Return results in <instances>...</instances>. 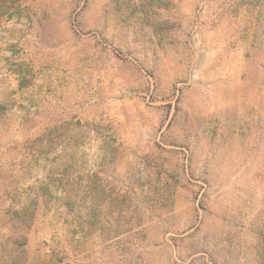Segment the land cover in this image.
Instances as JSON below:
<instances>
[{
    "label": "rangeland",
    "instance_id": "374dc122",
    "mask_svg": "<svg viewBox=\"0 0 264 264\" xmlns=\"http://www.w3.org/2000/svg\"><path fill=\"white\" fill-rule=\"evenodd\" d=\"M68 121L117 140L72 212L32 150ZM0 264H264V0H0Z\"/></svg>",
    "mask_w": 264,
    "mask_h": 264
},
{
    "label": "trees",
    "instance_id": "16d2710c",
    "mask_svg": "<svg viewBox=\"0 0 264 264\" xmlns=\"http://www.w3.org/2000/svg\"><path fill=\"white\" fill-rule=\"evenodd\" d=\"M90 139L98 142L95 163L103 165L113 159L117 150L114 133L106 126L90 122H64L32 143L36 162H43L44 177L37 187L38 194L59 200L69 212L77 209L76 199L81 203L94 202L104 183L97 170L84 167L87 154L79 152ZM52 192L60 193V197L53 196ZM92 213H96L95 207Z\"/></svg>",
    "mask_w": 264,
    "mask_h": 264
}]
</instances>
